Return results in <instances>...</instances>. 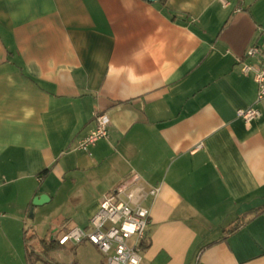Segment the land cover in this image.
Returning a JSON list of instances; mask_svg holds the SVG:
<instances>
[{
	"label": "crops",
	"instance_id": "1",
	"mask_svg": "<svg viewBox=\"0 0 264 264\" xmlns=\"http://www.w3.org/2000/svg\"><path fill=\"white\" fill-rule=\"evenodd\" d=\"M263 28L264 0H0V264L88 229L126 183L151 216L140 264H264V101L243 70ZM102 113L109 138L79 151ZM79 246L100 253L60 248Z\"/></svg>",
	"mask_w": 264,
	"mask_h": 264
},
{
	"label": "built area",
	"instance_id": "2",
	"mask_svg": "<svg viewBox=\"0 0 264 264\" xmlns=\"http://www.w3.org/2000/svg\"><path fill=\"white\" fill-rule=\"evenodd\" d=\"M261 32L264 36V28ZM246 56L258 58L260 61L258 67L244 66L243 69L245 73L251 70L254 72L259 103L264 101V42L251 46ZM261 115V111L254 107L237 110V117L247 125L259 119ZM109 128V116L106 113L97 115L94 129L79 141L77 149L89 152L99 141L109 138ZM139 179L138 175H134L131 182ZM148 194L156 197L158 189H151ZM133 198L130 184L119 186L103 198L99 210L90 220L88 229L72 228L58 235L56 240L60 246L69 243L77 246L87 242L107 257L109 264H140L151 216L150 211L135 203Z\"/></svg>",
	"mask_w": 264,
	"mask_h": 264
},
{
	"label": "rangeland",
	"instance_id": "3",
	"mask_svg": "<svg viewBox=\"0 0 264 264\" xmlns=\"http://www.w3.org/2000/svg\"><path fill=\"white\" fill-rule=\"evenodd\" d=\"M34 249L36 250V252L37 250H39L35 247ZM52 253H54L55 255L61 254L60 258L57 257L58 261L61 262L76 261L77 263L79 262L80 264H109L107 257L100 254L97 250L86 246H79L76 250L73 251H70L67 248L66 249L58 248L57 250H54Z\"/></svg>",
	"mask_w": 264,
	"mask_h": 264
},
{
	"label": "trees",
	"instance_id": "4",
	"mask_svg": "<svg viewBox=\"0 0 264 264\" xmlns=\"http://www.w3.org/2000/svg\"><path fill=\"white\" fill-rule=\"evenodd\" d=\"M264 212V205L259 207L257 210H255V214L258 216L261 213ZM245 223L243 222H237L235 225H233L230 229L225 230L226 235H232L235 232H237L239 229H241ZM41 245L43 248V254H39L36 252L33 246H28L27 249V257H28V264H34L37 261H43L45 264H54L51 260H45L44 255H50L54 250H57L61 246L59 245L58 241L53 239V240H42ZM72 264H78L76 261H74Z\"/></svg>",
	"mask_w": 264,
	"mask_h": 264
},
{
	"label": "water",
	"instance_id": "5",
	"mask_svg": "<svg viewBox=\"0 0 264 264\" xmlns=\"http://www.w3.org/2000/svg\"><path fill=\"white\" fill-rule=\"evenodd\" d=\"M143 1L152 3V2H157V1H160V0H143ZM48 201H49L48 196L41 195V196H38V197L34 198L33 205L40 206V205H43V204L47 203Z\"/></svg>",
	"mask_w": 264,
	"mask_h": 264
}]
</instances>
